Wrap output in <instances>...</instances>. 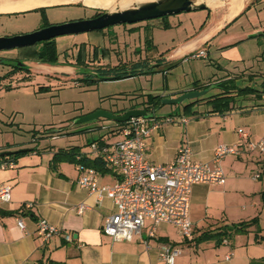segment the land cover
Instances as JSON below:
<instances>
[{
  "label": "crops",
  "instance_id": "crops-1",
  "mask_svg": "<svg viewBox=\"0 0 264 264\" xmlns=\"http://www.w3.org/2000/svg\"><path fill=\"white\" fill-rule=\"evenodd\" d=\"M130 1L98 0L96 3H89L87 0H0V17L35 12L36 15L26 22L38 19L41 22L43 16L51 20V8L72 6L80 7L86 12L95 7L113 8ZM229 2L232 3L231 9ZM223 3L225 8L215 9L212 6L207 9L210 19L204 23L198 34L188 37L169 51L152 52L147 60L151 64L170 63L190 56L195 48H204L222 31L229 32L232 24L239 31L238 34L232 35L238 43L244 40V34L258 30L248 12L258 3H263L264 6V0H244V4L243 0H227ZM234 17L236 18L232 21ZM40 26L42 24L36 28ZM260 35L264 36V32ZM234 50H238V47ZM236 54L235 56H240L238 51ZM72 65L75 64L36 65L31 71L36 69L48 74L60 72L72 75ZM261 74L264 76V73L258 70L255 72L251 68H243L237 72L227 69V72L217 77L214 82L235 78L236 83L242 81L251 84L257 75ZM262 86L264 87V80ZM200 87L182 89L178 94L189 90H202ZM164 89H171L169 81ZM253 98L263 101L264 94L259 98L254 95L239 96L235 106L224 112L210 111L207 107L201 109L202 105H198L195 107L197 113H180L192 117L189 123L166 124L147 139V155L157 163L174 160L178 149L183 145L191 148L194 160L210 165L214 163L218 145L236 144L240 149L239 154L226 156L219 161L226 175L223 184L197 183L193 186L190 202L192 238H183L179 231L178 234L173 233L167 223L157 226L155 236L151 237L150 221H147L142 231L136 233L130 241L116 240L106 234L103 225L106 217L116 211L114 201L108 197L99 199L96 193L81 187L78 181L81 170L78 169L77 163L69 164L66 162L68 159H65L59 163L57 170L53 169L51 160L55 153L60 148L69 146L50 145L24 152L14 158V167L0 170V185H12L11 200L0 201V264H167L161 256V247L168 243L180 249L174 264H264V155L255 156L247 147V138L239 133V129L244 128L255 140L264 134V101L251 105L249 102ZM117 133L119 132H112ZM92 142L112 143L109 138L103 136L90 143ZM24 147L27 146H14L3 142L0 143V153ZM79 149L87 154L91 151ZM97 155L101 156L97 152L88 154L91 159L98 157ZM1 158L3 157L0 156ZM108 170L111 171L110 174L107 173ZM108 170H98L99 181L103 185L114 184L117 180V176L109 167ZM257 173L260 174L259 178H255ZM27 203H32V206L20 214V209ZM80 203L88 205L82 214L76 210ZM19 216L23 220L24 228L18 223ZM255 217L259 219L258 226L251 227L248 233L233 234L222 243H217L214 239H198L207 229ZM40 218H45L70 232L73 239L67 241L62 234H56L43 241L37 233V221Z\"/></svg>",
  "mask_w": 264,
  "mask_h": 264
},
{
  "label": "rangeland",
  "instance_id": "rangeland-1",
  "mask_svg": "<svg viewBox=\"0 0 264 264\" xmlns=\"http://www.w3.org/2000/svg\"><path fill=\"white\" fill-rule=\"evenodd\" d=\"M223 4L225 3L222 2L220 7L216 5L214 7L225 8ZM229 4L231 9L232 3ZM49 10L51 20L43 18L41 22L39 19L26 22L36 15L35 12L20 16H1L0 36L27 33L50 21H70L84 18L88 14L84 9L72 6ZM208 12L207 9L184 11L165 18L133 24L123 23L103 30L58 36L54 38L59 51L58 62L61 65L68 61L75 62L81 50L84 51L87 62L93 64L88 65L91 67L97 64L107 66L133 64L146 60L152 52L169 51L188 37L198 34L203 24L210 19ZM248 13L258 30L244 34V40L239 43L232 37L239 32L232 24L229 32L222 31L204 48H195L190 56L182 57L175 62L163 63L159 70L131 77L91 81L83 78L84 74L92 72L91 69L77 65L78 73L75 75L60 72L48 74L36 69L7 74L12 65L0 63V73L3 75L0 78V143L25 145L27 146L25 149H43L50 145L71 147L78 144L80 148L92 150L90 142L98 137H107L110 142L121 138L119 133L112 134V130L118 126L117 122L99 118L76 123L79 117L96 110L120 114L130 108H143L150 93L171 97L180 95L178 91L182 89L209 83L216 85L214 82L216 78L224 75L227 69L237 72L243 68H251L255 72L258 70L264 73V36L260 35L264 32L263 3H258ZM252 34L254 35L250 36ZM235 47H238V50H234ZM105 48H108V52ZM204 51L207 53L206 56H195L196 53ZM237 51L240 56H235ZM0 53L5 58L14 60L31 59L26 47ZM263 80L262 74L257 75L252 85L263 88ZM167 81L171 84L170 90L164 89ZM237 83L247 85L249 82ZM218 90L216 85L210 87L208 93H215ZM263 101L253 98L249 103L254 105ZM206 107L200 106L201 109ZM182 111V107L176 104L156 108L157 115ZM252 152L257 157L264 155V152L259 150ZM66 162L73 163L71 160ZM107 173L110 174L111 171L108 170ZM168 227L173 233L178 234V228L170 224Z\"/></svg>",
  "mask_w": 264,
  "mask_h": 264
},
{
  "label": "built area",
  "instance_id": "built-area-1",
  "mask_svg": "<svg viewBox=\"0 0 264 264\" xmlns=\"http://www.w3.org/2000/svg\"><path fill=\"white\" fill-rule=\"evenodd\" d=\"M207 53L199 52L195 56L203 57ZM191 118L187 115L169 114L152 118L142 116L131 117L120 125L121 138L116 142H92L91 148L99 153L107 162V166L117 176L114 184H101L99 171L95 167L77 165L81 170L79 184L81 187L96 193L99 199L108 197L116 205V211L107 216L103 231L116 240H132L136 233L142 231L147 221L151 222L149 236H155L157 226L162 223L175 225L183 238H192L193 223L190 219V202L193 186L197 183H219L226 180L224 170L219 161L229 155H237L240 149L236 144H220L215 149L214 163L194 160L192 150L188 145L178 149L174 160L167 163H157L147 155V139L158 132L164 125L172 123H189ZM247 138V147L251 151L264 152V134L260 139L252 138L251 133L240 128ZM12 158L0 159V170L14 167ZM256 174L255 178H259ZM12 185H0V201L11 200ZM32 203L24 205L25 209ZM88 208L86 203L76 206L78 213L82 214ZM18 223L24 228L22 218ZM37 233L43 240H49L53 235L62 234L67 241L73 236L61 227L51 223L45 218L37 221ZM180 249L171 243L163 244L161 256L167 264H174L175 257Z\"/></svg>",
  "mask_w": 264,
  "mask_h": 264
},
{
  "label": "trees",
  "instance_id": "trees-1",
  "mask_svg": "<svg viewBox=\"0 0 264 264\" xmlns=\"http://www.w3.org/2000/svg\"><path fill=\"white\" fill-rule=\"evenodd\" d=\"M165 17L167 16H164L162 18H165ZM44 19H47V18L44 17ZM26 49L27 51H29V54L31 55L29 58L31 59L22 58L20 60H32V61H37V62H42V63H47V64H54V65L60 64V62H58L59 60L58 52L59 51L57 48V43L55 42L54 39L44 41L36 45L27 46ZM105 51L108 52V48H105ZM83 57H84V51L81 50L80 56L78 57V60L75 61V63L66 62L64 64H75V65H79L81 67H85L88 69L90 68L94 72H90L89 74H84L83 78L87 80H91V81L102 80L104 79V77L117 76V75H120V78L131 77V76H135V75L142 74L145 72L147 73L149 71L151 72V71L159 70V68L163 65V63H160V66L156 68L149 62V60L146 59V60H140L139 62L133 63V64L120 63V64L108 65V66L105 64H97L91 67L88 65H93V64L87 62V58L85 57L83 58ZM6 59L14 60L11 58L10 59L6 58ZM19 70L31 71V69L29 68H24L18 65H12V68L7 72V74L13 73V72L15 73L16 71H19ZM2 76L3 75L0 74V78ZM252 84L253 83L240 86L238 83H236L235 78L224 79L216 83L217 87L219 88L217 92L211 93V94L207 92L202 97H199L193 100H187L186 103L179 105V106L182 107L183 114L184 112L185 113H197L198 110L195 107L198 105H206L208 110L210 111L224 112L235 106L236 98L239 96L254 95L256 98L263 96L264 87L257 88L256 86ZM211 85L212 84L209 83V84L201 86L200 88L206 89V88H209ZM163 98H164V95L162 94L155 95L153 93H150L147 97V100L144 102L143 108L147 109L148 111L155 110L161 105V101ZM125 111L126 110H124L123 112ZM203 112H205V110ZM170 114H180V113L177 112V113H170ZM158 116H165V115H158ZM124 123L125 122L117 123L118 125L117 128L112 130V132H119L120 125ZM62 130L63 129H61V131ZM79 148L80 146L60 148L55 153V155L53 156L51 160L52 168L57 170L59 163L65 159H68L77 164L81 163L85 166L95 167L99 171L108 170L107 162L102 156L97 155L98 157L91 159L90 156H88V154L93 153L94 152L93 150H91L87 154L86 152H83ZM31 150H33V148H31ZM23 153H24L23 151H20L10 156H4L3 158L10 157L14 160V158H16L17 156ZM262 175L264 177V164H263ZM262 198L264 200V189L262 190ZM25 210L26 209L23 205L20 211L19 210L18 211L21 214V213H24ZM258 223H259V219L257 217L252 218L250 220H243V221L235 222V223H223L214 228H210V229L203 231L202 234L198 237V239L199 240H213L214 239L216 240L217 243H222L225 239L230 238V236H232L233 234L248 233L251 227L258 226Z\"/></svg>",
  "mask_w": 264,
  "mask_h": 264
},
{
  "label": "water",
  "instance_id": "water-1",
  "mask_svg": "<svg viewBox=\"0 0 264 264\" xmlns=\"http://www.w3.org/2000/svg\"><path fill=\"white\" fill-rule=\"evenodd\" d=\"M227 0H131L124 5H116L113 8L95 7L104 10V12L91 18H83L77 20H70L61 23H54L49 26L41 27L39 29L15 35L0 36V51H9L19 49L27 46L36 45L38 43L51 40L61 35L79 34L95 30H101L110 26L119 24H133L141 21L152 20L164 16L178 14L184 11H193L201 9H210L218 2H226ZM234 17L232 21L235 19ZM231 23V22H229ZM254 35V34H252ZM13 62V63H10ZM0 63L18 65L24 68L32 69L36 65L48 66H68L71 64H47L32 60H7L0 56ZM154 67H159L160 63L152 64ZM74 67L73 74H77V66ZM92 71V70H91ZM94 72V71H92ZM120 75L104 77V79H118ZM211 85L210 87H215ZM189 90L179 96L164 97L161 105H182L187 100H193L205 95L210 89ZM156 114V109L148 111L145 108H130L123 113L115 114L114 112L105 110H96L85 116L79 117L76 123H85L99 118H107L117 123L127 122L131 117H145L152 118ZM31 149L9 150L0 153L1 157L10 156L17 152L30 151Z\"/></svg>",
  "mask_w": 264,
  "mask_h": 264
},
{
  "label": "flooded vegetation",
  "instance_id": "flooded-vegetation-1",
  "mask_svg": "<svg viewBox=\"0 0 264 264\" xmlns=\"http://www.w3.org/2000/svg\"><path fill=\"white\" fill-rule=\"evenodd\" d=\"M88 12V14L84 17V18H91V17H97V16H99V15H101L103 12H104V10H102V9H99V8H92V9H90V10H86V12L85 13H87ZM44 18V17H43ZM80 19H83V18H80ZM72 20H77V18L76 19H72ZM65 22V21H64ZM55 23H61V22H55ZM51 24H54V23H44V24H42V26H40L39 28H41V27H45V26H49V25H51ZM39 28H37V29H39ZM105 29V28H104ZM36 30V29H35ZM101 30H103V29H101ZM54 39V38H53ZM1 52V51H0ZM3 54L2 53H0V56H2ZM2 57H4V56H2ZM68 63H75L74 61H68ZM9 71V70H8Z\"/></svg>",
  "mask_w": 264,
  "mask_h": 264
},
{
  "label": "bare ground",
  "instance_id": "bare-ground-1",
  "mask_svg": "<svg viewBox=\"0 0 264 264\" xmlns=\"http://www.w3.org/2000/svg\"><path fill=\"white\" fill-rule=\"evenodd\" d=\"M230 1H232V0H230ZM87 2H89V3L94 2V3H96V2H98V0H87ZM101 2H102V1H101ZM221 3H222V2H218V3H216L215 5L218 6V5H220ZM13 4H14V3H13ZM236 4H237V3H236ZM243 4H244V0H243ZM215 5H214V6H215ZM40 6H41V5H40ZM43 6H44V5H43ZM238 6H239V4H238ZM242 6H243V5H242ZM242 6L240 7V9L242 8ZM106 8H107V7H106ZM240 9H239V10H240ZM236 10H237V8L235 9V11H236ZM239 10H238V11H239ZM238 11H237V12H238ZM237 12H236V13H237ZM233 13H234V12H233ZM236 13H235V14H236Z\"/></svg>",
  "mask_w": 264,
  "mask_h": 264
}]
</instances>
